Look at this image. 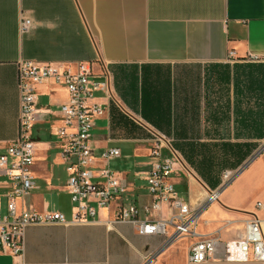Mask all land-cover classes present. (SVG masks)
I'll use <instances>...</instances> for the list:
<instances>
[{
	"label": "crops",
	"instance_id": "obj_1",
	"mask_svg": "<svg viewBox=\"0 0 264 264\" xmlns=\"http://www.w3.org/2000/svg\"><path fill=\"white\" fill-rule=\"evenodd\" d=\"M22 17L32 21L27 33L19 31ZM252 57L264 58V0H0V153L17 133L19 61L88 63L110 74L113 90L92 128V147L96 155L120 151L108 166L126 184V197L139 206L151 203L145 179L156 162L149 134L157 132L172 140L186 168L172 176L176 192L198 208L222 184L223 172H236L262 149L264 61ZM37 93L36 188L25 205L70 217L67 193L60 191L57 209L43 200L64 185H53L59 181L53 167L65 173L53 133L66 93L50 84ZM94 102L105 99L98 95ZM9 189L0 178V205ZM168 214L163 207L161 217ZM252 217L264 221L262 152L200 213L194 237L166 246L162 236L110 223L111 209L101 210L87 224L28 227L22 259L0 255V264H188L192 243L235 240Z\"/></svg>",
	"mask_w": 264,
	"mask_h": 264
},
{
	"label": "built area",
	"instance_id": "obj_2",
	"mask_svg": "<svg viewBox=\"0 0 264 264\" xmlns=\"http://www.w3.org/2000/svg\"><path fill=\"white\" fill-rule=\"evenodd\" d=\"M31 27L32 21L22 17L19 31L27 33ZM233 56L230 52L229 60ZM251 60L264 61V58ZM16 83L20 94L17 133L0 153V178L10 187L4 196V205H0V255L22 259L25 231L30 226L87 224L96 220L99 211L109 209L112 211L110 223H129L141 236H162L167 246L178 239L194 237L200 213L216 202L220 192L233 180L235 173L225 171L222 184L207 192L200 207H191L172 183L177 170L186 171L183 160L171 139L153 132L150 153L156 162L145 179L151 203L139 206L135 199L126 197V184L108 166L120 157V151L107 148L96 155L92 147L94 123L113 100L110 74L94 72L88 63L70 66L22 60L17 65ZM43 84L61 87L66 93L65 101L58 107L60 125L53 134L67 175L64 189L71 204L70 217L56 211L36 212L25 205L26 198L36 188L32 172L36 156L32 130L39 115L37 87ZM98 95L105 99V104L94 102ZM98 164L103 166L98 168ZM163 207L169 212L165 218L161 217ZM256 207L261 208V203ZM215 261L264 264V221L250 218L244 223L242 235L235 240L210 237L189 246L188 264Z\"/></svg>",
	"mask_w": 264,
	"mask_h": 264
},
{
	"label": "rangeland",
	"instance_id": "obj_3",
	"mask_svg": "<svg viewBox=\"0 0 264 264\" xmlns=\"http://www.w3.org/2000/svg\"><path fill=\"white\" fill-rule=\"evenodd\" d=\"M150 137H151V135H150ZM130 145L132 147H134L133 143L130 144ZM261 147H264V143H262ZM128 152H132V149H128ZM262 154H264V151H262ZM130 156H132L131 153H130ZM131 158L133 159V157H131ZM231 172L235 173V171H231ZM53 174L59 180L57 183L53 181L54 182L53 185L58 184L60 186V185H63V183H64V185H63L62 190L57 191L56 189H54V190L46 191L47 195L44 196L43 200H44V202H47V204H48L50 209L53 208V207L56 208L60 204L59 203V201H60V197L59 196L62 194L60 191L66 193L65 189H64V186H65V182L64 181L66 180V178H67L66 176L67 175H66V173H64L63 168L60 167V166H54L53 167ZM2 204L4 205V201L2 202Z\"/></svg>",
	"mask_w": 264,
	"mask_h": 264
},
{
	"label": "water",
	"instance_id": "obj_4",
	"mask_svg": "<svg viewBox=\"0 0 264 264\" xmlns=\"http://www.w3.org/2000/svg\"><path fill=\"white\" fill-rule=\"evenodd\" d=\"M262 151H264V147H262V149H260L255 155H253L242 167H240V169H238L236 172H235V174H234V176H233V179L237 176V175H239L250 163H251V161H253L254 160V158L255 157H257ZM229 184V183H228ZM227 184V185H228Z\"/></svg>",
	"mask_w": 264,
	"mask_h": 264
},
{
	"label": "trees",
	"instance_id": "obj_5",
	"mask_svg": "<svg viewBox=\"0 0 264 264\" xmlns=\"http://www.w3.org/2000/svg\"><path fill=\"white\" fill-rule=\"evenodd\" d=\"M224 173V172H223Z\"/></svg>",
	"mask_w": 264,
	"mask_h": 264
}]
</instances>
